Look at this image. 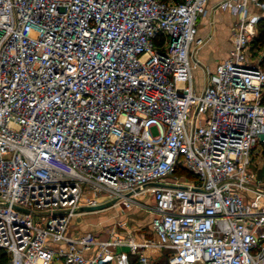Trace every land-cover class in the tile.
I'll use <instances>...</instances> for the list:
<instances>
[{
    "label": "built area",
    "instance_id": "obj_1",
    "mask_svg": "<svg viewBox=\"0 0 264 264\" xmlns=\"http://www.w3.org/2000/svg\"><path fill=\"white\" fill-rule=\"evenodd\" d=\"M207 3L0 0L3 264H113L121 246L136 264H264V70L246 55L264 1L213 6L237 21L212 70ZM112 199L146 211L152 238L67 235Z\"/></svg>",
    "mask_w": 264,
    "mask_h": 264
},
{
    "label": "rangeland",
    "instance_id": "obj_2",
    "mask_svg": "<svg viewBox=\"0 0 264 264\" xmlns=\"http://www.w3.org/2000/svg\"><path fill=\"white\" fill-rule=\"evenodd\" d=\"M250 10L251 12L256 13L254 9ZM235 18L237 21V14ZM229 27H232L231 24ZM258 32L259 28L256 27L252 38L246 45V55L248 56L249 60H252L253 62H259L260 68L264 70V41L262 43L256 42L255 38L258 36ZM198 38L202 39L203 36ZM201 63L205 66H208V64L203 61ZM193 76L194 82L197 83V87L200 88L202 84V79H200L201 71H195ZM151 132L155 133V130L151 129ZM263 159L264 153L259 158H253L251 163L252 171L256 172V178L260 180H264ZM138 203L145 204L147 206L150 205V195L145 194L142 197H138ZM149 219V214L141 209L137 203L130 207L117 205L100 211L78 212L70 220L67 229V235L71 238H78L79 236L85 234H91L94 239L97 240L106 239L107 237H113L115 235L119 238L131 235L137 239L141 237L144 239H151L152 233L149 229ZM125 250V246H121L117 249L121 256L116 258L113 264H136L135 257L127 253ZM0 262L3 264L6 262V259L4 258ZM159 263H162L161 259H159ZM54 264L59 263L57 262Z\"/></svg>",
    "mask_w": 264,
    "mask_h": 264
},
{
    "label": "crops",
    "instance_id": "obj_3",
    "mask_svg": "<svg viewBox=\"0 0 264 264\" xmlns=\"http://www.w3.org/2000/svg\"><path fill=\"white\" fill-rule=\"evenodd\" d=\"M218 1L208 0L206 14L199 19L197 25L196 36L197 38L203 36V41L197 50L196 58L200 63L203 61L208 64L206 67L209 70H212L217 62L227 57L231 46L229 26L230 24L233 26L236 21L235 14L227 10L213 9ZM156 253L155 250L146 251V254L151 256H155Z\"/></svg>",
    "mask_w": 264,
    "mask_h": 264
},
{
    "label": "trees",
    "instance_id": "obj_4",
    "mask_svg": "<svg viewBox=\"0 0 264 264\" xmlns=\"http://www.w3.org/2000/svg\"><path fill=\"white\" fill-rule=\"evenodd\" d=\"M175 1H177V0H175ZM256 27L259 28V32H258V36L255 38V40L257 43H262L264 41V16L260 17V19L257 22ZM175 173L179 174V173H181V171L179 169H177V170H175ZM4 258L7 260V256L3 253L2 250H0V261ZM0 264H2V263L0 262Z\"/></svg>",
    "mask_w": 264,
    "mask_h": 264
},
{
    "label": "water",
    "instance_id": "obj_5",
    "mask_svg": "<svg viewBox=\"0 0 264 264\" xmlns=\"http://www.w3.org/2000/svg\"><path fill=\"white\" fill-rule=\"evenodd\" d=\"M117 201H118L117 199H112L107 202L95 205V206H85L81 208V211L82 212H94V211L104 210L114 205Z\"/></svg>",
    "mask_w": 264,
    "mask_h": 264
}]
</instances>
